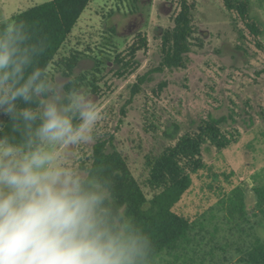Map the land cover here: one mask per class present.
Returning <instances> with one entry per match:
<instances>
[{
    "label": "rangeland",
    "instance_id": "374dc122",
    "mask_svg": "<svg viewBox=\"0 0 264 264\" xmlns=\"http://www.w3.org/2000/svg\"><path fill=\"white\" fill-rule=\"evenodd\" d=\"M45 1L0 0V18ZM246 1L249 18L261 24L258 40L264 44V0ZM194 3L192 21L199 40L185 67H161V34L173 26L179 0H91L55 58L78 57L70 75L56 63L48 68L54 76L71 77L76 87L95 97L103 114L97 138L79 150L76 163L88 165L96 140L109 139L148 197L159 191L149 183L152 159L182 134L195 132L209 116L225 117L220 128L231 144L218 150L208 141L202 159L217 170L235 171L247 187L264 171V49L222 0ZM133 45L140 49L133 51ZM197 196L194 190L183 202ZM254 199L249 189L247 200ZM215 214L221 227L218 239L233 244L244 241L237 227L251 230L256 220L238 225L232 217L226 220L223 211ZM212 246L204 242L201 251ZM215 252L213 259L198 258L196 264H220L222 254L233 261L238 257L233 248Z\"/></svg>",
    "mask_w": 264,
    "mask_h": 264
},
{
    "label": "clouds",
    "instance_id": "9594fccd",
    "mask_svg": "<svg viewBox=\"0 0 264 264\" xmlns=\"http://www.w3.org/2000/svg\"><path fill=\"white\" fill-rule=\"evenodd\" d=\"M48 49L19 14L0 18V264H160L118 199L120 173L76 163L103 114L41 66Z\"/></svg>",
    "mask_w": 264,
    "mask_h": 264
},
{
    "label": "trees",
    "instance_id": "16d2710c",
    "mask_svg": "<svg viewBox=\"0 0 264 264\" xmlns=\"http://www.w3.org/2000/svg\"><path fill=\"white\" fill-rule=\"evenodd\" d=\"M90 2L48 0L17 13L48 37L49 49L40 62L42 67L48 70L52 63H56L65 68V75H70L78 57L55 58ZM222 2L227 10L237 12L249 32L257 37V47L264 49V44L258 40L263 29L259 22L249 18L248 1ZM179 5L173 26L161 34L162 68L185 67L188 54L199 40L192 21L194 0H179ZM136 49L140 46L133 45L132 50ZM224 120L225 117L209 116L195 132L182 134L173 145L152 159L149 163V183L159 191L151 197L132 174L124 155L113 143H109L111 140L97 139L93 145L88 166L103 163L110 170L120 173L116 180L118 199L150 234L157 251L161 253L160 264H196L198 258L209 260L210 256L213 259L218 254L215 252L217 249L226 251L229 248H233L238 259L233 261V258L219 254L220 264H227L229 260H232L231 264H264V171L257 172L255 180L247 187L246 181L238 178L235 171L228 167L217 170L214 164L202 159V146L208 141L218 150L231 144L220 128ZM249 189L255 197L252 202L247 200ZM194 190H198L197 199L183 202L186 195ZM215 211H223L228 215L226 220L231 221L229 217H232L238 225L243 221L250 222L252 218L256 220L251 223V230L237 227L243 242H221L218 239L221 227L214 222ZM222 238L226 239L223 235ZM204 242L213 245L205 253L201 251Z\"/></svg>",
    "mask_w": 264,
    "mask_h": 264
}]
</instances>
